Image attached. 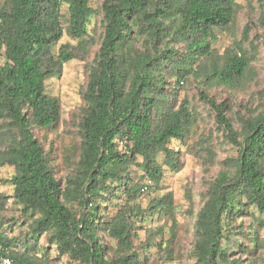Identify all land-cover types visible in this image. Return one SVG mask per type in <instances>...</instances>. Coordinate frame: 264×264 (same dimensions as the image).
<instances>
[{"label": "trees", "instance_id": "trees-1", "mask_svg": "<svg viewBox=\"0 0 264 264\" xmlns=\"http://www.w3.org/2000/svg\"><path fill=\"white\" fill-rule=\"evenodd\" d=\"M235 5L236 0H103L102 32L88 62L96 44L88 29L95 14L90 0H0V168H13L0 183L14 188L12 198L35 235L30 241L45 237L67 258L65 264L141 263L133 249L142 230L136 226L154 214L173 218L174 206L170 193L145 208L136 204L160 186L165 169L179 170V152L169 145L192 135L199 114L192 99H179L176 86L192 77L201 88L199 100L235 151L200 195L192 256L195 264H242L228 258L222 240L250 207L264 214V102L237 117V130L226 104L207 94L239 89L251 70L254 57L241 45L220 55L213 46L215 31L231 26ZM260 22L264 27V10ZM65 35L75 44L61 43ZM71 61L85 63L87 82L79 156L62 185L32 128L58 123L60 104L45 93V81L59 77ZM197 143L205 163L212 164L210 144L203 137ZM9 198L0 194V211ZM174 227L173 221L171 232ZM3 233L4 255L36 264L32 251L10 252L20 238ZM103 237L115 243L113 256ZM250 243L254 253L260 246L256 235Z\"/></svg>", "mask_w": 264, "mask_h": 264}, {"label": "rangeland", "instance_id": "rangeland-1", "mask_svg": "<svg viewBox=\"0 0 264 264\" xmlns=\"http://www.w3.org/2000/svg\"><path fill=\"white\" fill-rule=\"evenodd\" d=\"M102 1L90 0V7L95 14L90 18L88 29L96 44L92 47L88 62L93 59V53L98 48L99 35L102 32L100 27ZM262 10H264V0L263 2L236 0L231 26L226 30L215 31L217 41L213 46L219 55L225 49L239 44L247 54L254 57L251 70L239 89L215 88L207 91L208 96L217 103L226 104V116L237 130L239 127L237 117L246 116L248 114L246 110H252L264 102V27L260 22ZM61 13L63 26H66V7L62 8ZM67 42L75 44L76 41L65 35L61 43ZM58 46L59 44L54 47V52L57 51ZM0 64H2L1 57ZM84 65V62L71 61L63 66L59 77L46 79L45 93L58 99L60 104L59 121L51 128H32L35 138L50 159L55 179L62 185L73 170L79 156L81 139L78 123L85 107L82 94L87 82ZM176 88H178L179 99L184 97L192 99L199 114V120L189 138L183 142L172 141L169 145L179 152V170L172 172L165 169L160 186L150 188L138 199L136 206L145 208L153 199L170 193L174 206L173 218L154 214L142 225L136 226H142V230L137 229L138 237L133 242V249L141 260L140 264H195L192 248L196 241V215L202 205L200 195L205 192L209 182L221 168V162L235 152L216 128L213 114L199 100L198 92L201 88L198 83L191 77ZM201 137L210 144L215 155L210 165L205 163L204 152L199 150L197 142ZM134 170L135 168L131 170L133 176L137 174ZM12 174L13 168H0V181L9 178ZM113 208L112 204L108 211L111 212ZM173 221L175 227L171 232ZM233 226L234 228L231 227L230 230L225 231V237L222 240L228 258L230 257V260L240 258L242 264H249L250 256V260L254 259L251 264H264V214L250 207L248 215L236 220ZM224 228H227L226 225ZM172 233H174L173 239ZM255 235L260 246L253 253L250 238ZM103 242L108 247V255L113 256L115 243L108 237H103ZM166 247H169L170 254L165 251ZM244 247L253 254L247 255V252H243ZM30 251L34 253L33 260L36 264H65L67 261L66 257L58 256L55 247L49 245L45 237L32 242Z\"/></svg>", "mask_w": 264, "mask_h": 264}, {"label": "crops", "instance_id": "crops-1", "mask_svg": "<svg viewBox=\"0 0 264 264\" xmlns=\"http://www.w3.org/2000/svg\"><path fill=\"white\" fill-rule=\"evenodd\" d=\"M13 193L14 188L11 185H3L0 183V194L10 197L4 209L0 211V219H2L0 220V231L4 232L3 234L7 239L20 238L21 243L18 242L9 247L10 252L31 253L30 246L32 245V241H30V238L32 234L28 228L30 220L27 216L21 214L19 205L12 198Z\"/></svg>", "mask_w": 264, "mask_h": 264}, {"label": "built area", "instance_id": "built-area-1", "mask_svg": "<svg viewBox=\"0 0 264 264\" xmlns=\"http://www.w3.org/2000/svg\"><path fill=\"white\" fill-rule=\"evenodd\" d=\"M0 264H18L14 262L10 257L3 254V249L0 245Z\"/></svg>", "mask_w": 264, "mask_h": 264}]
</instances>
